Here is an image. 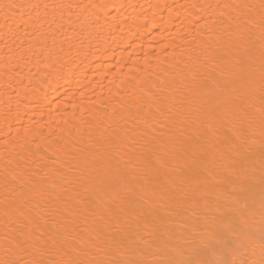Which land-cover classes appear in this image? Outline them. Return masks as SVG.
Masks as SVG:
<instances>
[{"label":"bare ground","instance_id":"1","mask_svg":"<svg viewBox=\"0 0 264 264\" xmlns=\"http://www.w3.org/2000/svg\"><path fill=\"white\" fill-rule=\"evenodd\" d=\"M16 261L264 264V0H0Z\"/></svg>","mask_w":264,"mask_h":264},{"label":"snow or ice","instance_id":"2","mask_svg":"<svg viewBox=\"0 0 264 264\" xmlns=\"http://www.w3.org/2000/svg\"><path fill=\"white\" fill-rule=\"evenodd\" d=\"M11 7H15V6H11ZM8 264H19V261H16V262H8Z\"/></svg>","mask_w":264,"mask_h":264}]
</instances>
